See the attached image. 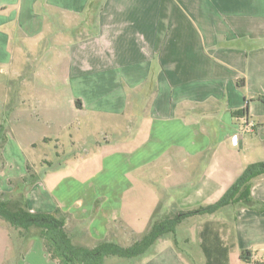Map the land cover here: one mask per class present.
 I'll return each mask as SVG.
<instances>
[{
	"label": "crops",
	"instance_id": "crops-1",
	"mask_svg": "<svg viewBox=\"0 0 264 264\" xmlns=\"http://www.w3.org/2000/svg\"><path fill=\"white\" fill-rule=\"evenodd\" d=\"M33 45L43 65H52L45 74L42 67L24 72L36 56ZM5 69L16 84L2 89L1 143L9 144L7 128L19 130L18 144L31 153L19 180L35 181L23 187L10 180L0 192L24 194L32 213L70 214L67 230L85 242L80 246H129L121 240H139L134 236L157 221L217 203L248 165L264 162V0H0ZM244 109L245 116L234 115ZM69 113L93 117L106 136L89 145L92 158L73 172L71 155L55 163L43 147L61 145ZM243 117L254 123L251 132ZM94 158L96 169L87 171ZM250 196L186 218L175 233L190 219L205 258L204 242L209 250L229 247L228 264L233 253L246 264L245 250L259 264L264 177L253 182ZM31 230L0 219L8 246L0 264H57ZM166 252L180 264L174 250ZM162 255L148 264H166Z\"/></svg>",
	"mask_w": 264,
	"mask_h": 264
},
{
	"label": "trees",
	"instance_id": "trees-1",
	"mask_svg": "<svg viewBox=\"0 0 264 264\" xmlns=\"http://www.w3.org/2000/svg\"><path fill=\"white\" fill-rule=\"evenodd\" d=\"M80 103V102H79ZM247 109L235 116H245ZM264 177V162H257L246 167L242 175L215 204L202 207L193 211L183 212L173 217L153 223L146 235L129 246H122L114 242H98L93 248L76 245L71 238L67 224L70 215L61 209H56L51 214L32 213L25 202L24 194L15 201L7 199L6 194H0V219L10 226L22 231L37 229L39 238L50 259L57 264H105L109 257L122 259H136L143 257L167 235L174 234L180 223L189 217L197 215L214 214L222 208L237 204L241 200L251 199L250 190L255 180ZM35 178L30 175L23 179V187L29 186ZM10 184H14L11 182ZM206 255V264H228L229 247L209 250L203 243ZM241 260L246 264L252 263V252H242ZM263 264V263H262Z\"/></svg>",
	"mask_w": 264,
	"mask_h": 264
},
{
	"label": "rangeland",
	"instance_id": "rangeland-1",
	"mask_svg": "<svg viewBox=\"0 0 264 264\" xmlns=\"http://www.w3.org/2000/svg\"><path fill=\"white\" fill-rule=\"evenodd\" d=\"M71 35H74L73 33ZM28 45V44H26ZM29 46V45H28ZM43 44L41 45V47L43 48ZM45 46H50V43L45 44ZM44 46V48H45ZM32 52L34 55L33 61L31 63H29L26 66H23L24 72L31 76L34 72H35V67H42L39 68L41 72H43L44 74L46 72H48L51 68L52 65L46 64L42 62L44 61V56L39 57L37 56V53L35 51L36 45L32 46ZM39 55V54H38ZM16 57L18 58L19 55L17 54ZM40 60V61H38ZM39 64V66H38ZM42 64V65H41ZM46 66V67H43ZM17 67V66H16ZM50 68V69H49ZM38 69V68H37ZM10 76H9V71L8 69L3 70L2 72H0V103H2L3 101V94H2V89L4 84H6L8 82L9 83H13L16 84V82L14 81V79L12 81H10ZM30 82H28L27 84H29ZM26 84V85H27ZM26 89L28 90H32L31 86L28 85L26 87ZM62 103L63 105H65V112H68L66 110V107L69 108L70 103L68 102V96L65 95V97H62ZM68 114V113H67ZM69 117H70V121H71V125L70 127L65 130L64 132H62L61 137L64 141H62L60 146H57L55 143H51L50 145L46 146L43 145V147H48L47 151L49 152L48 155L50 157V160L55 161V163L57 162H62L63 160V154H67V155H71L67 161V165L69 168V172H73L78 170V168H81L82 165L80 164L84 158H92L93 154H91L89 152L90 149V144L93 141H100V142H104L105 141V134H104V129L101 128V124H99L97 121H95L93 119V117L91 116H74L72 115V113H69ZM6 132L10 133V138H9V144L6 146V143H1L3 141L1 135H2V130L0 128V152L1 154H3V160L4 163L1 162L0 159V188L7 184L8 181L12 180V182H14L13 185H15V183H17L19 180V176L21 173H25L26 170V156L31 155L30 153V149L27 146L18 144L20 138L17 135V131L19 132V130H16L14 128L10 129L7 128L5 130ZM5 131H3L5 133ZM2 139V140H1ZM8 140V139H7ZM6 141V140H5ZM76 142V145L73 146V142ZM2 146V148H1ZM86 148L85 151H83V148ZM5 148H7V154L4 153ZM42 149V147H41ZM41 154H39V156L44 157L42 155V152H40ZM57 153L60 154V158H57ZM23 154V155H22ZM75 155V156H74ZM99 163V158H94L92 159L91 162H89V164L87 163V165L89 166L87 171H93L96 169L97 164ZM85 165V164H84ZM83 165V166H84ZM85 168V166H84ZM0 194H3L0 192ZM11 194L9 196H5L7 199H12L13 200H17L19 196H15ZM97 206V205H96ZM141 211H146L145 208H142ZM96 214V210L93 211L92 217L90 218V220L94 217V215ZM70 215V214H69ZM70 218L72 219V216L70 215ZM90 220H88L86 222V224H88L90 222ZM119 229H121V227L117 226ZM192 227H194V224L191 223V220H186L178 229L177 233L174 234H170L167 235V237H165L164 239H162V241H159L150 251L147 255L140 257V258H136V259H122V258H118V257H109L106 259L105 264H148V262H152L153 258H155L158 254H163V260L165 259V263L166 264H176V262H173L170 258L169 255L164 254L166 252V250L171 249L174 250L176 252V255L178 256L177 258L179 259V263L180 264H202L205 262V257L204 254L202 253L201 249H200V243L201 241L198 239V237H196V235H193V232L191 231ZM147 229V228H146ZM149 231V230H148ZM148 231L146 230V234L148 233ZM13 232V231H12ZM15 232V231H14ZM31 235L35 236L39 234V231L37 229H32L31 230ZM128 234H131V230H129ZM145 234L138 236L135 235L134 237L136 239L141 238L142 236H144ZM128 238H124L123 240H121V244L123 245H127V244H132L135 240L129 238V236H127ZM73 241L76 245H82L85 242L81 241L80 238H77L76 236H73ZM137 241V240H136ZM94 245V244H92ZM7 244L4 243V240L2 238V231H0V259L2 258V254L3 251L6 250L7 248ZM169 252V251H167ZM166 252V253H167ZM169 254V253H168ZM261 256L264 255V252L260 253ZM167 257V258H166ZM171 260V262H170ZM259 264H262V262L260 261H264V258L262 259L261 257L259 258ZM240 254L239 255H235L234 253L231 256V264H240ZM156 264V263H154Z\"/></svg>",
	"mask_w": 264,
	"mask_h": 264
},
{
	"label": "built area",
	"instance_id": "built-area-1",
	"mask_svg": "<svg viewBox=\"0 0 264 264\" xmlns=\"http://www.w3.org/2000/svg\"><path fill=\"white\" fill-rule=\"evenodd\" d=\"M242 121L244 122V124H245V130L247 131V132H251L253 129H254V123H252V122H249L248 121V119L247 118H242ZM239 135H235L233 138H232V140H233V143L235 144V145H238L239 144Z\"/></svg>",
	"mask_w": 264,
	"mask_h": 264
}]
</instances>
